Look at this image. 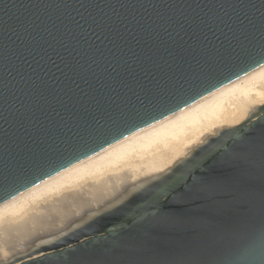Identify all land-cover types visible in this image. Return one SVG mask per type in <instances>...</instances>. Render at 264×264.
I'll return each instance as SVG.
<instances>
[{"label": "water", "instance_id": "obj_1", "mask_svg": "<svg viewBox=\"0 0 264 264\" xmlns=\"http://www.w3.org/2000/svg\"><path fill=\"white\" fill-rule=\"evenodd\" d=\"M264 64V0H0V203ZM125 214L17 264H264V113Z\"/></svg>", "mask_w": 264, "mask_h": 264}, {"label": "bare ground", "instance_id": "obj_2", "mask_svg": "<svg viewBox=\"0 0 264 264\" xmlns=\"http://www.w3.org/2000/svg\"><path fill=\"white\" fill-rule=\"evenodd\" d=\"M263 113L264 64L0 203V264L34 258L125 214L211 139Z\"/></svg>", "mask_w": 264, "mask_h": 264}, {"label": "rangeland", "instance_id": "obj_3", "mask_svg": "<svg viewBox=\"0 0 264 264\" xmlns=\"http://www.w3.org/2000/svg\"><path fill=\"white\" fill-rule=\"evenodd\" d=\"M206 145H207V144H206ZM206 145H205V146H206ZM203 147H204V146H203ZM192 159H193V158H192ZM192 159H191V161H192ZM189 162H190V161H189ZM151 191H152V190H151Z\"/></svg>", "mask_w": 264, "mask_h": 264}]
</instances>
